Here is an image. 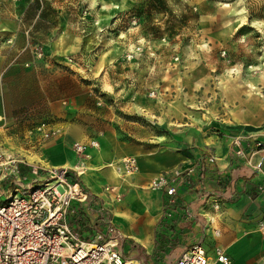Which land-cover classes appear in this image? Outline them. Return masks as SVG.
<instances>
[{"label": "rangeland", "instance_id": "374dc122", "mask_svg": "<svg viewBox=\"0 0 264 264\" xmlns=\"http://www.w3.org/2000/svg\"><path fill=\"white\" fill-rule=\"evenodd\" d=\"M119 2L0 3V9L19 12L38 61L34 74L27 70L9 79L14 112L0 115L5 179H12L16 159L30 156L42 165L49 156L43 155L44 144L66 141L73 123L84 130L78 143L88 146L86 156L76 154V142L69 147L88 166L86 174L92 170L91 148L124 151L127 159L164 145L174 128L215 129L235 119L248 129L264 125V0H135L122 11ZM65 27L81 59L46 60L47 45ZM43 122L57 134L42 139ZM93 138L96 147L90 145ZM8 189L0 187V206Z\"/></svg>", "mask_w": 264, "mask_h": 264}, {"label": "crops", "instance_id": "0c3cea01", "mask_svg": "<svg viewBox=\"0 0 264 264\" xmlns=\"http://www.w3.org/2000/svg\"><path fill=\"white\" fill-rule=\"evenodd\" d=\"M134 2L120 0L117 9L122 11L130 8ZM19 15L14 9H0L2 116L14 112L10 104L11 95L7 92L10 76L20 75L27 70L34 74L38 69V61L29 51L31 48L20 25ZM78 51L71 30L65 27L47 45L46 60H71L69 58ZM74 57L76 61L81 59L77 55ZM3 123L0 121V124ZM216 126L219 127L174 128L164 136V145L134 155L138 170L133 173H120L117 170L128 156L124 151L106 150L104 146H100V149L91 148L92 170L86 174L89 170L87 166L85 173L81 174L76 167L65 166L73 155L77 158L69 147L70 142H81L86 137L81 125L73 123L68 127L66 141L53 142L48 148V143L44 144L47 150L43 155L49 152V156L45 157L42 165L30 156H27V161L14 160L10 180L15 183L28 182L26 177L19 174L20 161L32 168L37 180L45 175H37L39 169H75L79 173L77 175L82 182L79 185L86 199L72 203L68 216L71 226L77 229L85 241H91L99 234L105 240L115 239L118 247H122L118 250L123 256L140 264V256L152 255L156 248V226L164 213L163 232L168 237L159 240L166 242L167 258L172 259L171 263L167 261L166 264H176L181 255L196 244L205 248L211 260L216 259L217 249L220 248L230 257L231 264H264V125L260 124L256 130L248 129L235 119V123L221 122ZM80 132L83 138L78 141L76 139L80 138ZM89 140L82 143H88ZM200 158L213 163L232 182L233 187L226 193L229 199L212 194L214 187L206 183L208 175H205L203 184H194L198 178L196 162ZM177 171L180 175L171 184L176 189L173 197H169L165 189L150 188L157 176H175ZM186 171L190 173L183 178L182 174ZM180 176L182 179L178 182ZM18 179L21 181L18 182ZM5 180L9 179L0 175V185ZM121 195L123 200L115 202L114 197L119 200L122 199ZM166 225H174V229L169 230Z\"/></svg>", "mask_w": 264, "mask_h": 264}, {"label": "built area", "instance_id": "2783aa9c", "mask_svg": "<svg viewBox=\"0 0 264 264\" xmlns=\"http://www.w3.org/2000/svg\"><path fill=\"white\" fill-rule=\"evenodd\" d=\"M87 13L84 10V14ZM38 130L42 139H50L58 132L46 122L41 123ZM98 143L92 139L90 145L96 147ZM74 145L77 155H85L86 144L76 142ZM117 169L120 173L137 171L136 158L125 159ZM42 170L45 175L36 184L16 186L6 196V204L0 206V264H140L126 259L117 249L115 239L105 240L99 234L91 241L83 240L68 216L74 201L86 199L85 192L78 183L70 181L68 168ZM179 175L177 171L175 176H157L150 188L165 189L166 194L173 197L176 189L171 184ZM217 263L231 264V259L219 248L216 259L211 260L205 248L196 244L185 251L176 264Z\"/></svg>", "mask_w": 264, "mask_h": 264}, {"label": "trees", "instance_id": "16d2710c", "mask_svg": "<svg viewBox=\"0 0 264 264\" xmlns=\"http://www.w3.org/2000/svg\"><path fill=\"white\" fill-rule=\"evenodd\" d=\"M18 169H19L20 176L26 177V179L28 181L25 183V187L35 182L34 181L35 175L33 174V172H32L33 170L30 166H28L24 162L20 161L18 163ZM196 171L198 172V178L194 183L195 185H198L199 183L203 184L205 179H206L205 175H208V177H207L208 182H206V183L208 185H210L211 187H214V191L212 194H214L216 196L227 198L226 193L231 190V186L233 187L232 182L229 180L228 177L225 178V176H223L222 173L220 171H218V169L215 168L213 163L209 162L208 160H206L204 158H200L196 162ZM189 173H190L189 171L188 172L186 171L184 174H182V177L184 178V176L185 177L188 176ZM44 174H45L44 170H42V169L38 170L37 175H44ZM68 176H69V179L71 182L78 183V184L82 185V182H81V180H80V178L77 175V172L75 170L68 171ZM182 177L181 176L179 177L178 182H181ZM1 186L9 187L8 193H10L16 187V183L14 180H5L2 182L0 187ZM8 193H7V195H8ZM229 194H231V193H229ZM89 195L92 196V194H89ZM230 198H231V196H230ZM95 199H97V198H95ZM227 199H229V198H227ZM164 223H165V213H164L163 217L161 218L160 222L156 226V238H158V240L156 241V248H155L154 252L152 253V255L140 256V260L142 261V264H166L167 261H170V263H171L172 259L167 258V253H166V249H165L167 244H166V242L161 241L164 236H167L163 232ZM166 226H167V228H169V230L174 229V225H172V226L166 225ZM161 232H162V234H161ZM159 238L161 240H159ZM127 256H129L128 253H127ZM173 260H174V258H173Z\"/></svg>", "mask_w": 264, "mask_h": 264}, {"label": "bare ground", "instance_id": "6f19581e", "mask_svg": "<svg viewBox=\"0 0 264 264\" xmlns=\"http://www.w3.org/2000/svg\"><path fill=\"white\" fill-rule=\"evenodd\" d=\"M250 91H256V87L254 85H249L248 86ZM67 153V152H66ZM68 154V153H67ZM65 163V162H64ZM2 165L4 163H1ZM8 164V163H6ZM83 164V163H82ZM78 160L77 158L73 155L71 158H70V161L65 163V166H68V165H72L73 167H76L77 168V171H79L81 174H84L85 173V170H86V167L83 166ZM113 165V164H111ZM117 167V166H116ZM114 168V167H113ZM118 170V169H117ZM119 171V170H118ZM120 178V177H119Z\"/></svg>", "mask_w": 264, "mask_h": 264}]
</instances>
